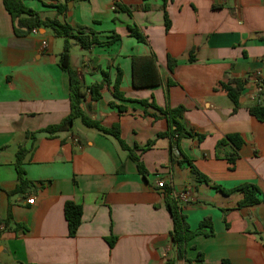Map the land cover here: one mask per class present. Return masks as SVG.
Instances as JSON below:
<instances>
[{"label": "crops", "instance_id": "crops-1", "mask_svg": "<svg viewBox=\"0 0 264 264\" xmlns=\"http://www.w3.org/2000/svg\"><path fill=\"white\" fill-rule=\"evenodd\" d=\"M24 2L43 18L93 29L104 43L120 36L111 46L90 50L72 40L71 65L86 86L104 83L102 98L92 101L88 94L83 109L106 128L119 125L121 138L148 174L141 175L138 162L113 136L81 120L54 136L40 133L71 113L69 74L59 67L64 39L45 28L17 36L0 0V219L9 222L0 225V264H166L174 254L167 192L174 199L185 194L178 203L191 229L206 218L213 223V236L200 235L188 244L194 264L200 252L202 264H264V203L238 208L241 193L216 189L253 184L264 196V121L249 112L264 105L255 77L264 75V0H170L169 29L163 0ZM61 4L68 6L64 14L56 8ZM130 27L147 42L132 37ZM133 57H154L161 83L136 87ZM169 57L177 61L173 72ZM119 70L125 100L113 95ZM235 80L244 82L236 112L221 86ZM140 100L162 109L183 106L182 124L204 139L183 138L177 147L175 138L159 137L172 132L167 118L156 119L160 113ZM230 135L243 140L235 163L229 161L235 147L218 145ZM21 146L31 184L14 193ZM183 156L209 182L199 181ZM160 180L165 187H158ZM69 201L83 209L75 237L69 236L64 215ZM112 237L113 247L107 240Z\"/></svg>", "mask_w": 264, "mask_h": 264}, {"label": "trees", "instance_id": "trees-1", "mask_svg": "<svg viewBox=\"0 0 264 264\" xmlns=\"http://www.w3.org/2000/svg\"><path fill=\"white\" fill-rule=\"evenodd\" d=\"M170 0H163L165 11V22L166 28L170 27V20L168 18L166 7ZM6 10L12 17L13 26L15 34L17 36H26L33 29H51L56 37L64 39V49L60 54L59 67L69 74L70 78V99H71V113L70 115L63 120L60 124L50 126L44 130H41L40 133H46L49 136H54L58 133L71 130L74 122L76 120H81L83 125L87 128L96 129L103 134L113 136L119 143L120 147L129 152V155L132 159L138 162V168L141 175L146 178L148 172L140 160V158L133 154V150L128 146V144L121 138L119 125H115L112 128L104 127L99 121L93 120L83 109V104L85 103L88 94L92 101H98L102 98V91L104 89V83H97L92 86H86L83 83L79 73L72 68L71 65V49H72V40L77 41L81 47L85 50H90L94 47L106 44L108 46L113 45L120 40V36L113 34L107 42H102L99 39L98 34L88 27H77L69 25L68 23H62L58 19L43 18L41 15L34 9L28 7L24 0H3ZM121 9L125 7L119 6ZM59 14H64L68 11L67 5H57L56 6ZM130 33L132 37L137 39L139 42L146 43V37L139 32L137 28L130 27ZM177 66V61L169 57L168 59V68L171 72ZM133 72H134V85L136 87H146L157 86L161 83V78L157 72L156 61L154 57H133ZM103 78L105 83H109V77L106 72H103ZM123 78V72L118 71L117 78L114 83L113 95L118 100H125L124 94L120 90L121 81ZM169 85H172V82H169ZM222 88L227 92L229 98L231 99L234 105V112L239 108V99L240 95L244 89V82L240 80H235L228 84H221ZM140 104L146 107H152L160 114L155 113L153 116L158 119L161 117H166L172 132L160 134L159 137L170 136L175 138V145L179 147V141L183 138H194L195 134L188 131L181 122L182 117L186 109L183 106L177 108H160L155 101L149 102L148 100H140ZM113 105H116L113 103ZM120 112H126L127 107L123 105H118ZM249 112L254 116L258 121H264V105L257 104L250 107ZM175 132V134H174ZM27 136L35 138L36 133H29ZM200 140L204 139L203 135L197 136ZM231 143L235 147V152L229 157L231 163H235L238 157V150L243 145V140L239 135H230L222 140L218 145H225ZM154 144V141H150L147 145V148H150ZM181 153V151H180ZM181 155H183L181 153ZM27 156V150L21 146L17 153L16 169L19 176V186L14 193L21 192L27 188L31 183L26 179L24 162ZM182 163L189 164L191 172L199 181L209 182V179L205 177L192 163L190 159L183 156ZM216 189L223 193L224 195H231L233 193L239 192L243 195L242 200L238 203V208L252 207L264 203V196L261 190L253 184H242L233 189H225L222 186H216ZM166 204L167 208L173 219V231L171 233L173 240V249L174 254L169 258L166 264H178L179 261L185 260L190 264H194V261L188 259V244L189 242L200 235L210 237L213 236L215 231L213 223L210 218L204 219L197 229H191L188 224L187 217L183 214L182 209L178 201L170 197V193L167 192ZM64 215L68 225V232L70 237H75L79 230V227L82 223L83 218V209L82 206L75 204L74 202H67L64 207ZM9 224L7 221L0 219V225ZM110 246L113 247L115 244L116 238L112 237L107 239ZM203 254L200 252L195 261L197 264L203 263ZM222 264H232L228 260H224Z\"/></svg>", "mask_w": 264, "mask_h": 264}, {"label": "built area", "instance_id": "built-area-1", "mask_svg": "<svg viewBox=\"0 0 264 264\" xmlns=\"http://www.w3.org/2000/svg\"><path fill=\"white\" fill-rule=\"evenodd\" d=\"M38 29H33L32 30V33L33 34H38ZM44 45L47 44V42H44L43 43ZM255 77L258 81V92L259 94H262L263 93V89H264V75L261 73V72H258L255 74ZM158 187L160 188H163L165 187V182L163 180H160L158 182ZM186 199V196L185 194H181L178 198H176L177 201H181V200H185ZM28 203L29 204H34V199H31V200H28Z\"/></svg>", "mask_w": 264, "mask_h": 264}]
</instances>
